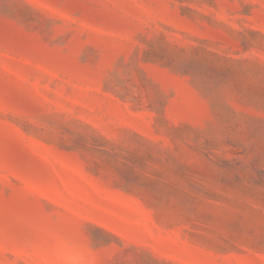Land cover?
Returning <instances> with one entry per match:
<instances>
[{"label": "rangeland", "instance_id": "374dc122", "mask_svg": "<svg viewBox=\"0 0 264 264\" xmlns=\"http://www.w3.org/2000/svg\"><path fill=\"white\" fill-rule=\"evenodd\" d=\"M0 264H264V0H0Z\"/></svg>", "mask_w": 264, "mask_h": 264}]
</instances>
